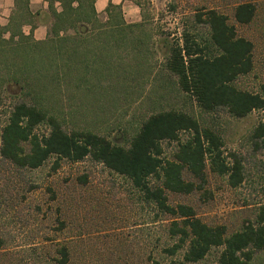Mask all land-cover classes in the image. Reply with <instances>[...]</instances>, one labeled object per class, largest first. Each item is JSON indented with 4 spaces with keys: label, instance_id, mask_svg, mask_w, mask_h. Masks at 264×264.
Wrapping results in <instances>:
<instances>
[{
    "label": "rangeland",
    "instance_id": "obj_1",
    "mask_svg": "<svg viewBox=\"0 0 264 264\" xmlns=\"http://www.w3.org/2000/svg\"><path fill=\"white\" fill-rule=\"evenodd\" d=\"M139 1L142 19L133 27L137 35L111 51L101 46L84 55V48H76L55 93L50 83L42 90L36 80L20 91L27 93L26 98L42 95L47 103H56L66 128L90 129L119 143L131 136L143 117L162 108L181 109L212 124L225 150L242 155L243 180L229 186L225 175L207 170L204 193L168 192V200L188 202L207 223H223L227 232L235 230L244 220L254 219L264 206V169L259 163L264 151H253L249 138L254 125L263 119L264 109H252L240 117L223 110L202 113L161 63L166 42L178 38L183 26L192 27L196 37L206 42V27L193 20V13L215 6L227 15L238 34L252 42L251 68L234 83L256 91L264 76V0H254L256 13L244 24L232 17L237 0ZM107 52L110 65L98 56ZM19 59L0 62V78L9 69L3 67L14 68L24 61ZM102 62L108 66L94 67ZM6 84L0 89V128L12 94ZM36 130L42 131L44 126ZM173 144L162 142L165 155ZM53 159L48 157L36 168H19L0 157V264H58L60 245L68 251L65 264H150L149 255L166 264L174 257L160 248L170 243L167 220H149L152 214L138 201L127 178L89 158L77 162L61 158L55 169L51 168ZM80 174L86 175V182L77 179ZM218 251L219 247H212L202 259L184 264H217ZM246 264H264V249L255 250Z\"/></svg>",
    "mask_w": 264,
    "mask_h": 264
},
{
    "label": "trees",
    "instance_id": "obj_2",
    "mask_svg": "<svg viewBox=\"0 0 264 264\" xmlns=\"http://www.w3.org/2000/svg\"><path fill=\"white\" fill-rule=\"evenodd\" d=\"M71 1L62 0L63 11L55 15L51 36L26 43L27 51L5 56L24 61L18 66L14 64V68L4 66L9 69L5 77L0 78V89L3 90L7 82V89L12 91L0 128V157L19 168H36L50 156L54 157L53 169L61 158L69 162L89 158L101 163L128 179L138 201L152 214L150 221L167 220L165 229L170 243L160 248L174 257L166 264L198 261L212 247H219L217 264H246L255 250L264 249V206L259 207L254 219L244 220L239 228L227 232L223 223L210 224L202 220L190 203L168 200V192L190 194L201 190L204 193L207 170L225 175L229 186L243 180L242 155L225 150L222 137L212 124L181 109L162 108L143 117L131 136L119 143L90 129L66 128L56 103H47L42 95L25 97L27 93L22 90L32 80L40 83L42 90L46 82L51 84L53 93L60 90L66 63L73 58L72 51L76 48L63 49L62 37L56 32L66 27H88L86 23L94 14L92 0H77L79 5L75 7L70 5ZM137 4L142 11L141 1L137 0ZM256 8L254 0H237L232 7V17L239 24L248 23ZM105 11L110 18L94 20L90 27L134 29L140 25V21L123 22L116 4L108 2ZM193 20L206 27V42L196 37L192 27L183 26L178 38L172 37L166 42V54L161 63L162 68L175 77L178 89L194 101L202 113L223 110L240 117L252 109H264V76L256 91L234 83L239 74L251 68V40L238 34L227 15L215 6L194 12ZM119 38L121 42L125 40L124 36ZM40 125L44 130H36ZM181 132H185L184 137L180 136ZM249 138L253 151H264V116L254 125ZM163 141L174 142L167 155ZM259 163L264 169V156ZM77 179L86 182V175H77ZM2 242L0 237V246ZM57 252L58 264H65L66 246L60 245ZM148 258L150 264H163L158 258L150 255Z\"/></svg>",
    "mask_w": 264,
    "mask_h": 264
},
{
    "label": "crops",
    "instance_id": "obj_3",
    "mask_svg": "<svg viewBox=\"0 0 264 264\" xmlns=\"http://www.w3.org/2000/svg\"><path fill=\"white\" fill-rule=\"evenodd\" d=\"M108 2L119 6L120 19L123 22L141 21L142 11L137 0H92L94 14L86 23L88 27H66L57 30L56 35L62 37L63 49L66 50L69 46L78 50L84 48L82 50L85 52L84 55L96 52V49L101 46L111 51L113 47L121 43V38L118 39V37L124 36L126 41L128 37L137 35L134 29L90 27L94 20L106 21L110 18L111 15L105 11ZM70 5L75 7L79 4L77 0H72ZM80 8L82 9L83 5ZM61 11H63L62 0H0V62L12 60V57L3 55L5 52L27 51L26 43L43 41L51 36L53 34L51 26L55 15ZM108 52L98 56H100L99 60L103 58L110 65L111 56ZM91 58L94 59V57ZM100 65L108 66L102 62L94 67Z\"/></svg>",
    "mask_w": 264,
    "mask_h": 264
}]
</instances>
